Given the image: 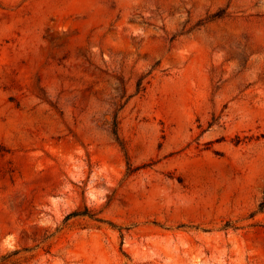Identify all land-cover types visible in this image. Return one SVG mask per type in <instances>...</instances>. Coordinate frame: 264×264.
<instances>
[{"label": "rangeland", "instance_id": "374dc122", "mask_svg": "<svg viewBox=\"0 0 264 264\" xmlns=\"http://www.w3.org/2000/svg\"><path fill=\"white\" fill-rule=\"evenodd\" d=\"M262 203L264 0H0V264H264Z\"/></svg>", "mask_w": 264, "mask_h": 264}, {"label": "trees", "instance_id": "16d2710c", "mask_svg": "<svg viewBox=\"0 0 264 264\" xmlns=\"http://www.w3.org/2000/svg\"><path fill=\"white\" fill-rule=\"evenodd\" d=\"M145 88L142 87V82L140 81L137 85V93L144 91ZM112 134L115 136L116 140L119 142V144L121 145L122 149L125 151L126 155H127V150L125 145L123 144L121 138H120V133H119V124L117 122V120H115V122L113 123V127H112ZM134 170H130L129 169V174L133 173ZM264 209V203L261 204V210ZM78 216H89L91 218H94L96 221H101L99 218H95V214L91 213V211L88 208H85L84 211H74L70 214H68L65 218V222L69 221L71 218L73 217H78Z\"/></svg>", "mask_w": 264, "mask_h": 264}]
</instances>
